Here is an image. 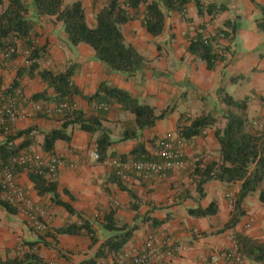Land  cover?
I'll return each mask as SVG.
<instances>
[{
	"label": "crops",
	"instance_id": "obj_1",
	"mask_svg": "<svg viewBox=\"0 0 264 264\" xmlns=\"http://www.w3.org/2000/svg\"><path fill=\"white\" fill-rule=\"evenodd\" d=\"M22 1L26 7H31V0ZM79 1L84 7L87 25L93 27L96 12L106 0ZM255 3L264 4V0H182L180 10L167 12L163 32L157 36L145 29L142 19L144 5L141 4L137 15L120 25L125 43L148 60V67L131 77L107 72L89 45L69 44L61 22L54 16L37 17L29 9L28 17L34 22L31 39L42 48V54L37 59L36 71L29 76V61L23 56L25 48L19 41L16 56L11 61L0 58V80L5 87L15 84L31 100L42 92L51 97L53 88L46 86L36 74L37 70L60 72L71 69V82L84 95H93L99 84L104 82L127 91L139 104L152 107L156 114L167 107L170 112L154 126L140 131L135 138L119 141L124 130L132 128L134 116L121 110L116 103L110 105L101 121V128L108 130L113 143L107 148L103 160L92 157L96 152L94 139L98 133H87L77 124L68 126L65 132L70 136L69 142L56 140L51 152L61 160L56 174L60 198L81 214L82 221L62 206L51 203L49 195H37L28 174L20 170L16 173V181L33 201L45 209L49 234L33 230L19 213H9L0 205V260L34 252L47 264H83L93 257L96 250L85 231L56 234L55 230L84 221L101 242L109 235L101 223L108 212L114 211V217L120 222L134 221L138 228L120 255L108 254L97 258L95 264L119 263L130 250L140 248L145 236L153 230L169 233L180 246L177 254L164 264H207L209 247L228 242L230 230L216 235H211L210 230L221 228L227 221L239 182L209 180L203 185V196L199 197L191 171L195 163L218 157L213 130L223 127L226 120L220 118L221 123L217 120L213 126L204 128L202 135L189 139L181 138L177 127L184 116L194 118L206 113L221 114L225 105L221 102L219 88L223 95L225 92L234 100H245L244 111L249 120L264 121V33L256 25L261 11ZM5 4L4 1L0 5V11ZM126 10L133 15V9L126 7ZM227 21L231 22L234 31L227 37H220L221 31L230 30L225 25ZM196 36L207 39L221 55L212 69L187 51L191 39ZM73 99L77 108L92 112L84 99L79 96ZM61 123L58 116H22L13 123V129H30L31 132L26 138L15 139L14 143L19 146L23 140H29L19 151L30 149L50 153L42 148L44 133L59 128ZM168 135L183 153L186 162L183 169L171 170L166 178L147 182L136 178L121 180L122 183L116 180L108 165L110 157H129L132 148L140 141L144 142L150 156L155 157L158 140ZM3 141L0 133V144ZM64 189L68 193H63ZM212 201L217 206L215 215L194 217L188 213L189 208H204ZM243 208L245 215L231 231L242 232L264 242V203L257 192L245 198ZM167 215V221L152 228V219L162 220ZM248 219L251 222L246 227ZM122 264H129L128 258ZM246 264L262 263L246 259Z\"/></svg>",
	"mask_w": 264,
	"mask_h": 264
},
{
	"label": "trees",
	"instance_id": "obj_2",
	"mask_svg": "<svg viewBox=\"0 0 264 264\" xmlns=\"http://www.w3.org/2000/svg\"><path fill=\"white\" fill-rule=\"evenodd\" d=\"M4 1L6 4L0 11V53L9 48L16 50L20 41L23 47L29 50V55L26 58L29 61L27 68L29 76H32L36 71L37 59L42 54V48L37 47L31 39L34 22L28 17L30 8L37 17L54 16L56 21L61 22L67 41L71 46L78 43L89 45L94 51V57L105 66L107 72L125 74L127 77H131L147 68L148 60L133 46L125 43L120 25L135 17L139 6L142 4L144 5L142 19L145 29L149 34L157 36L163 32L167 12L180 10L182 6V1L177 3L174 0H106L96 12L95 25L90 27L86 23L85 10L79 0L70 3H65L64 0H31V7L29 8L25 6L22 0H0V5ZM255 5L261 11V16L256 21V25L264 33V4L255 3ZM126 7L133 9V15L127 12ZM225 25L230 30L227 32L223 30L220 33L227 37L234 31V27L230 21L225 22ZM187 51L203 60L208 69H212L216 61L221 58V55L210 43H204L201 36L191 39ZM15 56L16 53H13L10 58ZM36 74L47 87L53 88L54 95L49 97L42 92L34 95L33 99L35 100L41 98L47 102H56L63 97L72 99L79 96L89 105L92 102L100 101L109 105L116 103L121 110L133 114L132 128L125 129L119 141L135 138L140 131L154 126L158 120L163 119L170 112L167 107L156 114L152 107L139 104L137 99L127 91L108 86L104 82L99 84L93 95H84L71 82V69L60 72L43 69L37 70ZM11 87L17 86L14 84ZM218 92L221 93L222 89L219 88ZM221 98L225 105L221 116L226 122L223 127H215L213 130L219 155L207 162L195 163L191 171L194 177L195 191L199 197L203 196V185L209 180L226 183L239 182L238 190L232 200L229 217L219 228L218 233L232 230L239 223L245 215L243 203L248 195L258 192L259 199L264 203V121L253 122L247 118L244 111L246 108L245 100H234L229 94H225ZM107 112L108 110H92L91 113H87L83 109L76 108L64 114L61 117L62 123L59 128L44 133L43 150L52 153L56 140L69 142L70 136L67 135L65 129L70 125L77 124L81 130L87 133H98L94 139L96 152L99 155L98 160L105 159L107 148L113 143L108 130L101 128V121L105 119ZM216 121V116L212 113L201 114L194 118L184 116L178 124L177 133L184 139L199 136L202 135L204 128L213 126ZM8 128V131L5 132L4 126L0 125V133L4 137L3 143L0 144V170L2 164L10 165L11 158L20 152L19 148L22 145L29 141L23 140L19 146H16L14 144L15 139L22 136L26 138L31 132L30 129L16 130L12 126ZM129 154L130 158L135 159L151 157L142 141L138 142ZM11 170L16 175L18 171L23 170V166L14 164L11 166ZM27 174L33 182L37 195H49L51 203L62 206L67 212L82 221L81 214L75 211L69 203L61 200L56 179L57 173L55 176H47L44 170H40L36 173L28 172ZM116 180L122 183L118 177ZM63 193H68V191L64 189ZM0 205L9 213L17 212L15 206L4 198H0ZM114 213V211L108 212L101 223L102 229L109 232V235L101 242L95 235V231L84 221L80 224L70 223L58 227L55 232L56 234H80L85 231L89 236L91 246L96 245V250L93 257L85 260L83 264H95L97 258L105 257L108 254L120 255L132 233L138 228L134 221L133 223L120 222L114 217ZM188 213L194 217L215 215L217 206L212 201L204 208L200 206L189 208ZM167 219L168 215L162 220L152 219V228H157ZM233 234L237 247L245 260L264 264L263 241L242 232H233ZM0 264L47 263L37 253L26 252L0 260Z\"/></svg>",
	"mask_w": 264,
	"mask_h": 264
},
{
	"label": "built area",
	"instance_id": "obj_3",
	"mask_svg": "<svg viewBox=\"0 0 264 264\" xmlns=\"http://www.w3.org/2000/svg\"><path fill=\"white\" fill-rule=\"evenodd\" d=\"M181 2L182 0H174ZM222 37L223 34L219 33ZM208 44L207 39L204 40ZM17 53V49L9 48L0 53V58L10 61V56ZM23 56L27 58L29 50H23ZM91 110H109L110 105L104 101L92 102L89 105ZM75 100L63 97L56 102L44 100H31L19 87H5L0 80V125L4 126L5 132L8 127L22 116L30 114H42L46 117H62L76 109ZM15 144V143H14ZM158 152L154 157L130 158L113 156L108 159V165L113 174L120 180L136 178L141 181H151L154 179L166 178L171 170L183 169L186 165L182 151L171 141L170 136L162 137L157 142ZM94 159H98L97 152L92 153ZM23 166V170L28 172H39L44 170L47 176H55L61 165L60 158L53 153H42L36 150H23L16 153L10 160V165H1L0 170V190L2 198L13 204L30 228L37 232L49 230L45 209L37 202L33 201L27 191L16 181V175L11 170L12 165ZM116 202V201H115ZM117 203V202H116ZM251 219L245 222L249 227ZM228 242L226 244H213L208 249L207 264H246L245 257L239 251L234 240V234L229 231ZM180 250L171 235L162 230H153L148 233L142 246L126 253L119 263L128 258L129 264H164L173 258Z\"/></svg>",
	"mask_w": 264,
	"mask_h": 264
},
{
	"label": "rangeland",
	"instance_id": "obj_4",
	"mask_svg": "<svg viewBox=\"0 0 264 264\" xmlns=\"http://www.w3.org/2000/svg\"><path fill=\"white\" fill-rule=\"evenodd\" d=\"M225 94H227V93H225L224 92V95ZM223 94H221L220 93V99H221V96H222ZM221 102L223 103V100L221 99ZM223 119V117L221 116V114H217L216 115V119L218 120V121H220V123H221V119ZM253 194V193H252ZM252 194H250V195H252ZM257 194H258V198H259V193L257 192ZM220 220V219H219ZM220 227V226H219ZM218 230H219V228H214V229H212V230H210L211 231V235H216V234H218ZM229 231V230H228ZM231 231V230H230ZM229 233H227V236L229 237V235H228Z\"/></svg>",
	"mask_w": 264,
	"mask_h": 264
}]
</instances>
